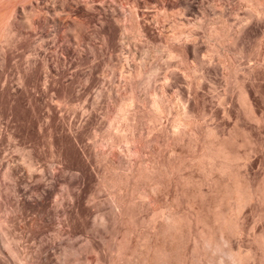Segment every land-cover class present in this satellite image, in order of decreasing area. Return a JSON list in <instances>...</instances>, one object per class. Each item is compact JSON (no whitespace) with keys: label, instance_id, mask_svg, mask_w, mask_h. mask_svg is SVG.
<instances>
[{"label":"bare ground","instance_id":"6f19581e","mask_svg":"<svg viewBox=\"0 0 264 264\" xmlns=\"http://www.w3.org/2000/svg\"><path fill=\"white\" fill-rule=\"evenodd\" d=\"M93 4L91 0H0L1 64L11 58L17 47H33L34 54L39 56L37 53L42 50L44 38L50 35L56 40L59 36L66 39H72L73 36L74 44H77L76 38H81L80 42L82 39L89 41L88 38L93 36L89 37L91 31H86V27L95 17ZM249 5L250 17L256 16L261 20L264 17V0H249ZM123 7L122 15H116L114 10L113 15L111 10L112 15L105 14L107 17L102 20L100 28L93 30L98 32V36L101 35L103 45L116 41L120 44L126 41L131 43V66L126 69V73L123 72V90L113 86L104 87L95 94L91 104L97 107L101 99L105 100L102 107L103 120L97 125L96 136L99 137L93 136L95 143L100 141L108 149L97 153L102 163L97 176V191L107 198L89 205L85 203L81 190L71 189L83 184L86 179H90L89 183L93 179L89 175L90 160L86 161L82 157L76 142L91 134V118L87 124H81L85 125L83 127H79V124L69 132L63 130L61 105L73 108L76 117L83 116L76 101L78 103L84 90L76 84L79 81L76 79L70 80L71 82L58 79L56 86L59 103L51 106L53 112L49 113L47 134L55 154L71 162L78 171L77 175L73 173L75 177H68L69 174L56 177L53 172L51 175L45 172L41 177L44 183H32L24 179L25 173L30 178L36 176L41 154L36 145L31 148L16 146L17 151L23 153V161L17 164L3 161L0 167V178L8 182L6 186L3 185L4 190H0V204L5 208L3 212L9 208L2 216L4 224L16 220L12 219L15 216L13 213L21 216L30 211L43 212L48 208L49 197L60 182L63 197L66 195L73 202L72 223L82 228L89 227L94 234L84 244L83 241V245L72 240L60 242L54 257L49 253L53 246L50 238L39 241L35 253L25 256L18 249L17 239L8 230L0 233V247L20 264H37L43 253L49 255L52 264H264V228L257 230L256 227L257 223L264 220V164L262 162L260 172H248V161L252 157L250 153L256 148L257 138L249 128L248 130L239 123L245 120L252 124L251 127L260 128L264 124V111L261 114L258 112L250 89V82L255 79L256 64L241 67L234 61L238 57L247 58L246 49L241 43L245 25H228L222 16H217L218 18L206 24L199 20L195 23L198 27L207 28L208 50L215 51V45L224 49L220 56L222 62H229L226 77L237 88L235 108L240 109L236 118L238 122L234 124L230 134L225 135L199 123L192 103L181 102V108L172 106V98H168L169 101L172 100L169 102L161 84L156 83L160 81L159 73L164 65H171V59L179 61L186 69L188 77L184 75L191 79L188 85L200 76L197 72L202 71L206 60L199 56L196 42H188L194 36L192 29L187 31V35L182 33L185 30L177 34L174 32L175 35L169 39L171 43L163 47L150 45L149 42L142 41L145 29L143 31L144 27L137 20L135 9ZM67 13H73V17L64 22V15ZM184 34L188 38H184ZM260 39L264 40V34ZM65 40L64 43L62 40L59 42L62 44L55 51L61 48L66 54L75 53L74 56L78 55L79 59L83 50L69 43L70 39L67 42ZM225 41H229V45L223 47ZM90 44L89 49L95 50L96 44ZM176 45L191 51L196 63H192L193 60L190 62ZM104 49L106 46L101 50L102 53ZM93 50L91 54L95 53ZM152 55L156 58L155 62L150 60ZM52 61L43 57L40 59V67L44 71L48 67L52 69L49 66ZM103 62L107 64V61ZM35 64L36 62L28 64L19 72L18 80L23 89L18 94L12 93L8 87H0V102L7 101L12 113L22 108L24 100L28 101L32 110L36 109L28 95L30 93H27ZM176 71L172 70L170 75L177 78ZM92 77L91 70L85 79ZM226 111L224 110L225 114ZM162 112L169 113L172 117L170 124L163 123ZM84 121L81 122L86 123ZM38 129L40 131L41 126ZM119 145L125 147L128 155H118L120 157L117 160L111 159L110 150L113 152L112 149ZM262 171V178L257 184L256 177ZM46 175H50L49 178ZM85 186L86 184L83 185L84 188ZM62 194L58 193L60 198ZM62 201L63 198L59 202ZM246 208L251 209L252 223L247 222L243 214ZM62 235L61 231L57 234L58 237ZM93 251L98 252L96 260L86 261L82 258L84 252Z\"/></svg>","mask_w":264,"mask_h":264},{"label":"rangeland","instance_id":"374dc122","mask_svg":"<svg viewBox=\"0 0 264 264\" xmlns=\"http://www.w3.org/2000/svg\"><path fill=\"white\" fill-rule=\"evenodd\" d=\"M91 2L92 4L93 2H96L98 6L96 5V3L93 4V6L95 5V7L93 8L95 17L94 20L88 23V25L90 24L89 27L88 25L86 27L87 29L86 31L88 32L91 31L90 34L93 32L94 29H97V27L100 28V24L102 23V20H104V18L112 14L114 15L113 10L114 12H116L115 13L116 15H122L121 13H123V8H124L123 6L131 7L135 9L137 20H139V22H141L140 24L144 27L143 31L145 29L144 31L145 37L143 38L142 41L149 42L150 45L152 44L154 46L160 45L163 47V45H167L171 43L169 39L171 38L172 35L173 36L175 35L174 32H176L177 34L185 30V32L182 33H186L187 35L188 34L187 31L188 30L191 31L192 29L194 36L190 37L188 39V42L191 41L192 43L196 42V45L198 46L197 50L199 56L202 59L206 60L202 71L197 72L200 74V76H198L199 79L198 77H197L198 80L195 78L194 81L193 79V83L191 84L193 87L191 85H188L190 84L189 81L191 79L186 78V76L188 77V73L186 72V69L184 68V66H182V64L179 61L175 59H174L175 61H173V59H171L172 60L170 61L171 65L168 64L170 65L169 67H167L168 65L167 66L164 65L165 67L163 66L164 68H162V70L160 69L161 70L159 73L160 81L158 80L159 82L157 81L156 83L161 84L162 91H164V94L166 93V96H168L166 97L167 100L168 98H172L173 102H170L172 100L170 101L168 100L171 104L173 103L172 106H175L176 108L179 107L181 108L182 103H186V101L192 103L193 108L198 114L199 117L198 119L200 121L199 123H202L203 126L208 125L212 128H215L219 132H222L225 135H229L231 129L234 127V124L236 125V123L238 122V119L236 118H237V113L240 111V109L235 108L236 105L235 97L237 96L236 95L237 88L231 85V82L226 77L227 76L226 71H228L227 66L229 62L226 63L222 62L220 56V53H222L224 49L221 46L215 45L216 48L215 51L212 52L211 50H208L207 38H206L207 35L205 32L207 28L198 27L196 26L195 23L198 22L199 20V22L203 21L204 24H206V22L208 23L213 19L218 18L217 16L220 17L222 16V19L224 18L223 20H226V22H228L227 23L228 25L234 24V26H237L243 23L245 25V32L243 33L244 35L242 36L241 43L243 42L242 45L246 49L245 55H247L246 56L247 58L242 59L238 57L237 58L238 60L234 58L233 59L235 63L237 65H240L241 67H246L249 66L250 64L252 65L256 64L255 66L257 70L255 73V79L254 82H250V89L252 91V94H254L253 99L258 112L261 114L264 111V40L260 39L261 36L264 34V17L261 20L257 19L256 16L250 17L248 11L250 8L249 0H91ZM105 10L107 12L109 10L110 11L108 13H105L106 12ZM111 10H112V14H111ZM69 14L70 16H68ZM105 14H107V16H105ZM223 15H225V17H223ZM64 17L65 18L63 21L68 22L69 18L72 19L73 13H67L64 15ZM93 23L95 25L94 27H93ZM93 33L91 34V36L89 34V37L93 36L92 38L85 37L88 38L89 41L86 39H82L83 41L80 42L81 38L79 39L76 38L75 43L77 44H74L73 36L72 39L71 37L66 39L64 37L59 36L60 39L57 38L56 40L54 37H52L54 38L52 39L51 38L52 35H50L44 38L45 42H43L44 45L41 46L42 50L37 53L39 56H36L34 54L33 47H19V48L17 47V50L14 51V53L15 52L16 53L15 54L13 53L15 56H13L12 54L13 58L11 56L10 58L11 60L7 59L8 62L5 61V64H1L0 62V79H1L0 87L3 88L8 87L10 88L9 90L12 91V93H17V94L23 89V85L20 84L18 80L20 75L19 72H21L28 64H32L34 62H36L37 64V65L35 64V68H34L35 70L32 71L33 72L32 73L33 75L31 77L32 79L30 80L27 86L28 88L27 93H30L28 95L31 98L34 105L36 106V109L32 110L29 107L30 105L28 104V101L24 100L25 102L23 103L22 108L12 113V111L10 110V105L7 101L0 102V167L3 161H8L9 163L12 164H17L18 162L23 161V156L21 155L23 153L17 151V149L15 148L16 146H25L27 148H31L32 145H36L38 152L41 153L38 159L40 160V162L39 161H38L39 163L37 162L38 170L36 171L37 173H35L36 176L35 178H30V176L27 177L28 173H25L26 177H24V179H27L32 183L37 181L44 183L45 181H43L44 179L41 177L43 175L42 173L45 174V172L50 175L51 172H53L52 174L56 177L58 176L63 177L68 174H69L68 177L69 176L75 177L73 176L74 175L73 173H75L76 175L78 173L77 169L71 162L66 160L64 157L59 156L57 153L55 154L54 147L51 144H49L50 139L47 134L48 133L47 123L49 120L48 119L49 113L53 112L51 106H55V105L57 106L59 103L58 93H57L58 92L57 82L59 83V80L65 82H71L72 79L79 80L77 81L76 84L81 86L82 91L84 90L85 92L84 91L81 92V87H79L80 92L83 93V96L80 97L81 100L79 99L80 101L78 100V103L76 101V105H78L77 106L78 110L83 113L82 114L83 116L81 117H83L84 119L81 117H76L74 110L71 107L70 108H67L66 106L62 107L61 105L60 108L62 109L61 114L64 116L62 122L64 131L69 132L72 129H75L76 126L79 124H80L79 127H83L85 125L81 126V124H87V122L90 121V118H91V122L93 123L92 125L89 126L91 134L85 136V139H80V140L78 139L76 141L77 147L79 148L81 154L83 155L81 156L85 158V160L87 159L86 161L90 160L89 175H91V177L93 176V179L92 181H90V183H89L90 179L88 181L86 179L84 180V182H82L83 184H80L78 187L76 185L71 188L72 190H81L82 192L81 191L80 192L84 197L85 203L89 205L93 204V202L95 201L103 200L107 198L106 195L104 197L103 193H99L97 191V176L99 170L102 167V163L100 162L97 153L99 151L103 152L104 150H108V149L106 148L105 145H103V143H100V141L95 143V137L97 138L99 137V135L96 136L98 134L97 125L100 121L103 120L102 107L105 105V100L101 99L103 102L100 100L99 105L101 108L99 107V105H97V107L91 105L92 100L95 94L104 87L108 88L113 86L117 89L120 88V90H123V87L125 85V81H124L125 78L123 72L126 73L127 72L126 69L127 70L130 69L129 67L131 66L130 41H126L124 44L123 43L120 44L119 41H116L117 43L111 42L109 44L103 45L101 35L98 36V32H93ZM185 36L184 38H188L187 36L186 37ZM94 37H97V39ZM54 40L58 41L57 44ZM61 40L63 41V43L64 40L66 42L67 40H69L68 41L69 43L79 47L81 51L83 50L81 54L82 56L78 59L79 56L78 55L77 57L76 55L74 56L75 53H71L70 55L69 53L66 54L61 50V48L59 49V51L57 50L55 51V49H58L60 47L59 44H62L59 43L62 42ZM90 43L96 44L95 46L94 45L93 46L97 50L95 48H94L95 50L92 49L95 52L94 53L95 55L91 54L93 52L88 47ZM227 45H229V41H225L222 44L223 47H226ZM105 46L106 49H104L105 51L104 53H102L103 48H105ZM176 46L180 47V45H176ZM180 48L182 49L181 51L183 52V55L185 54L184 56L187 57V59L190 62H192L193 60L192 63H196L193 57V53L191 51L187 50L184 47H180ZM98 49H100V54L102 56L99 54ZM83 52L86 53V55H84ZM33 54L35 56H33ZM153 55L150 60L152 62H155L156 58ZM9 57L10 56H8V58ZM43 57L49 58V61H52L53 59L54 60L52 61L53 63L56 61V63L54 64L52 62L50 64L49 62L50 64L49 66H51L52 69L48 67L47 71H49L50 73H47V71H44L42 67H40L42 66L40 64V59ZM82 57H84L85 59L84 58L81 59ZM28 58L30 61L28 60ZM104 60L107 61V64H105L106 62L105 63L103 62ZM95 64L97 65L96 67ZM53 65H55L54 67L55 70L53 68ZM56 67H58L57 68L58 71L56 70ZM115 67L116 69H113ZM91 70L93 73V77L89 80H86L85 76L88 72H91ZM172 70L175 71L178 70L176 71L178 72L177 78L172 77L170 75ZM180 70H182V72ZM162 72H164L163 75L165 76L162 75ZM51 75L52 76L54 75L55 77L53 76L54 77L53 78ZM241 75H243V73H241ZM76 77H78V79ZM189 86H191V88ZM224 110H227L226 114L224 113ZM91 111L93 112V114ZM89 114L90 115L92 114L93 116L91 115L92 116L91 117ZM228 114L231 115L229 116ZM162 117H163L162 121L164 124H170V122H172L171 121L172 117L169 115V113L166 114L165 112H162ZM84 120L86 121V123H82ZM239 123L240 124L242 123L243 125L242 124L241 125L244 127L246 126L247 129L249 128L250 131L253 133L254 137L257 138V145H255L256 148L255 150H253V152L251 151L250 153V157L251 156L252 157L250 158L251 160L249 159L248 161L249 168L246 169L248 170V172L250 171L251 174L255 172H260L262 167L261 166L262 162L264 164V124L260 128L259 127L253 128L251 127L252 124L250 125L248 121L244 120L243 122L240 121ZM38 126H41L40 129V131L42 130L41 132L39 131ZM9 135H11L12 137L9 138L10 137ZM93 135H95V137ZM92 137L94 138V142ZM92 142L94 144H91ZM112 151L113 152H111L110 150L109 157H111V159L114 160L119 159L121 155H128V151L125 149V147H121L120 145L119 147L117 146L114 147ZM48 168H50L52 171ZM262 173L263 171L260 174H258L256 177V182H258L257 184H259L262 178ZM39 175L41 176L39 177ZM50 175H46V178L47 177L49 178ZM5 180L3 178H0V190H4L3 188H5L6 184L8 183ZM85 181L89 185L85 183ZM4 184L5 186H3ZM85 184L86 186L84 188L83 185ZM57 185H56L57 187L56 191L49 197L48 208L45 209L43 212L38 213V212L30 211L28 213L22 214L21 216L16 215V213H13V215L15 216L14 218L12 217V219L13 220L16 219V220L10 222L7 221L8 223L5 222L6 224H4L2 216L4 215L5 211L7 212L9 208H7V210L3 212L5 208L3 209L2 205L0 204L1 205L0 233L2 234L3 230L10 231V233L18 241V249L21 250L20 251L21 254L25 256L34 254L39 241L45 238H50L51 241L53 240L52 241L53 246L50 248L49 253L52 254V256L54 257L57 253L60 242L62 243L63 241L68 242L69 240H72V241H76V243L79 242L78 243L79 245H83L85 241L88 240V237L94 234L91 228L89 227L82 228L80 226H75L72 223L71 221L72 212H73L72 210H74L73 202L70 198H67L65 194L64 195L66 197L65 196L63 197L62 184L58 182ZM59 189L61 193L58 191ZM58 193L62 194L61 198H60L61 195L59 196ZM62 198L64 201L60 203L59 201ZM0 200H2L1 197ZM243 214L247 222L249 221V223H252L251 209L246 208ZM256 227L257 230H260V228L263 229L264 220L257 223ZM59 231L63 233L62 237L57 236ZM41 232H43V234H41ZM37 234H41V235L38 236ZM243 238L244 240L246 239L245 236ZM96 253L98 255V252H94V251L84 252L81 256L86 261L88 260L94 261L98 257ZM48 263L52 264L49 255L47 253H43L40 259L38 260L37 264H48ZM0 264H20V262L15 257H12L11 255L9 256V253L5 249L0 247Z\"/></svg>","mask_w":264,"mask_h":264}]
</instances>
